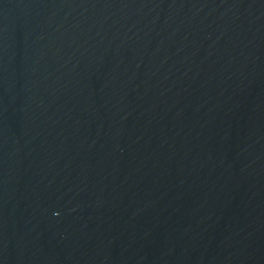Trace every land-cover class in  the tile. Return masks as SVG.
<instances>
[{
    "label": "water",
    "instance_id": "obj_1",
    "mask_svg": "<svg viewBox=\"0 0 264 264\" xmlns=\"http://www.w3.org/2000/svg\"><path fill=\"white\" fill-rule=\"evenodd\" d=\"M264 71V0H0V264H175Z\"/></svg>",
    "mask_w": 264,
    "mask_h": 264
}]
</instances>
